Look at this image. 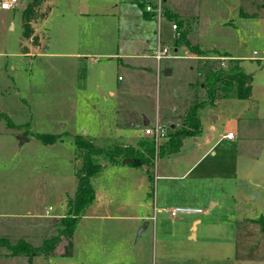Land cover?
<instances>
[{
  "label": "rangeland",
  "instance_id": "obj_1",
  "mask_svg": "<svg viewBox=\"0 0 264 264\" xmlns=\"http://www.w3.org/2000/svg\"><path fill=\"white\" fill-rule=\"evenodd\" d=\"M229 1L222 13L204 10L198 26L196 20L187 19V40L198 44L204 54L230 56L223 67L218 57L213 61L191 57L197 48L189 47L171 31L174 19H152L145 28L140 27L137 19L141 25L143 5L153 7L156 0H41L29 24V38L22 35L21 14L30 0H16L12 10L0 12V201L4 196L9 204L18 202L21 187L31 185L37 191L35 214L44 216V210L50 209L48 235H37L30 246L38 247L42 236L51 239L62 230L65 211L59 218L51 216L58 215L61 204L74 194L83 156L75 148L76 137L97 147L132 143L142 129V116L152 126L155 118L159 121L182 114L180 110L191 100L204 103L201 83L205 72L227 69L233 61L252 77L250 99H222L198 111L202 137L206 134L215 140L231 132L237 140H222L212 150L215 155L202 164L213 168L214 176L220 178L205 191L211 192L217 206L208 214L197 215L206 221L197 240L187 237L190 231L184 220L190 221L187 216L191 215L170 219L162 213L156 215L152 207L155 234L143 233L135 240V247H142L141 258L131 260L149 264H264V12L243 17L231 9L242 6L253 10L252 4L248 0ZM96 5V10L103 9L105 14L92 15L91 8ZM82 10L90 14L82 15ZM176 32H182L180 25ZM158 35L161 44L169 47V57L176 59H162L155 78L154 73L150 77L142 74L139 60L117 59L141 48L142 41L156 42ZM42 44L48 45L44 54ZM174 48L177 51L173 52ZM176 123V127L181 124ZM34 135L58 139L44 145ZM19 138L26 140L20 147ZM187 138L182 154L168 158L179 163L178 170L185 164L178 161L194 145ZM236 152L238 159L234 158ZM198 208L205 211V203ZM36 221L44 223L40 218ZM161 235L163 243H159ZM67 241L68 236H60L48 258H37V264L53 261L51 255L62 253ZM77 254L74 251L62 258L77 261Z\"/></svg>",
  "mask_w": 264,
  "mask_h": 264
},
{
  "label": "crops",
  "instance_id": "obj_2",
  "mask_svg": "<svg viewBox=\"0 0 264 264\" xmlns=\"http://www.w3.org/2000/svg\"><path fill=\"white\" fill-rule=\"evenodd\" d=\"M248 1L252 4L253 10L251 8H244L242 6H237V9H231V7H228V9L238 12L243 17H251V15L255 14L254 12L259 10L264 12V0ZM229 2V0H162V17L167 21L168 16L170 15H175L180 18L182 23L181 31L185 33L184 42H186L189 47L197 48V52H192L194 55H191V57H193L195 60L202 59L205 61H209L210 59L213 61V58L217 60L216 57H218V59H220L219 61H221L220 63H223L224 60H230L231 57H220L218 54L208 55V53L205 54L210 57L205 56V51L199 48L198 44H191L187 40V37L190 34V26L187 22V19H193V21L196 20L195 22L198 26L197 19L199 16L203 15L204 10L207 9L208 11L222 13L223 11H226V3ZM145 4L147 5L148 3ZM144 6L145 5H143V7ZM140 7L142 10V5H140ZM38 8L39 4L36 7L35 12H37ZM91 9H94L92 12H90L92 15L101 16L105 14L103 9L96 10L99 9V5H96ZM87 11L88 10H82L81 14L89 15L90 13H87ZM142 16L143 20L141 21V25L139 23V18L137 19V24L140 27L145 28L147 24L150 23V20L154 18L147 13L146 15H143V11ZM31 26L33 29H35V25ZM171 31L175 33V36L179 34L176 32V30ZM157 39L158 40H156L154 43L149 42L148 40L142 41L144 45H142L141 48L136 50L134 49L132 53L121 54L117 57V59L139 60L141 62L139 65L142 74L144 76L150 77L151 74L154 73L155 78V75L157 76L158 74L161 61L158 63L155 62L151 57V54L156 47L157 41L161 43L159 35ZM184 48L186 49L185 44ZM175 50L176 49L174 48L173 51L175 52ZM166 72H168L167 75L171 73L170 70ZM108 94L109 96L113 97V93L111 91H108ZM194 100L190 101L189 98V104H186V106H183V108L180 110L182 114L164 117L159 121L155 118L154 124L157 122L167 128L176 126L178 124L176 122H181L186 110ZM218 100H215L214 103ZM141 127L142 129H140L137 132L138 134H136L137 139L132 143L128 144L125 141L123 143L116 142L110 146L107 144L108 146L98 148H107L115 145L122 147H134L140 140L150 141L145 138V136H143V129L145 127H150L149 120L146 116H142ZM223 136L215 140L209 138L206 134L204 137L200 135V137L187 138L191 139L194 145L186 151L187 154L180 158L182 161H178L185 162L184 167L179 170L176 168L177 162L171 161L168 158L172 155L180 156L182 154V146L184 145L183 143L185 142L186 138L182 140L181 145L176 152L164 157L155 158L151 167L141 166L139 168H132L126 164L127 161L122 163L119 160H116L115 162H100V171L91 178V186L94 198L79 216L75 229L71 235V254H73L74 251H77V253H79L77 254V259L79 260L73 261L69 258H62L61 253H57L51 255L54 257L53 261L49 262L50 260H46L45 264H149L143 260L138 262L132 261L131 259L135 257L141 258L140 255L142 247H135L137 243L135 240L140 238L143 233L155 234L157 212L155 213L156 215L154 214L153 220H150L152 217L150 214L152 207L155 210H159L161 207L188 205L187 208L191 207L192 209H199L198 207L205 203V211H201L202 213L208 214L212 212L215 206H217V201L213 200L211 192L205 193V191L207 188H211L213 183L220 181V178H216V176H214L215 172H213V168L207 167V165L202 166V164L206 163L207 158L214 154L212 150H214V148L222 140H226L231 143L237 142L233 134L232 140L224 139ZM20 145L21 144H18V147H20ZM92 145L94 144L92 143ZM234 154H236V157L234 158H240L239 152ZM237 163L236 159H234V165H236V169L238 167ZM177 164L179 165V163ZM200 166L202 167L197 171L196 174H194L195 170ZM158 172L160 174H158ZM149 173L152 174V178H150ZM189 176H191V178L187 179ZM150 181L152 184L151 201L149 200ZM176 181H181L182 183H177L176 185ZM220 189L223 190L221 186H219V190ZM203 193H205L204 196H202ZM36 199L37 191L35 188H31V185L30 187H21L18 193L19 201L16 203L11 202V204H9L6 202L4 196L1 198L0 238L8 240L9 243H11L10 241H14L15 243L18 240H23L28 245H30L29 242L33 239L36 240L37 235H41V233H46L48 235V210L50 209L47 208L44 210V216H37L35 214L34 208ZM61 207V212L56 216H51V219L62 216L65 202L61 204ZM197 215L187 216L191 218L190 221L184 220V223H188L187 229L190 231L187 237L193 240L198 239V231H201V229H203L206 225V221L201 220L199 217H197ZM36 218L43 219L44 223L37 222ZM160 219L163 220L164 218ZM135 231L138 233V236H136ZM41 238L48 239L44 236ZM163 242L164 236L161 235L159 238V243ZM42 257L48 258V255H36L30 259H27L24 256H4L3 258H0V264H37V258Z\"/></svg>",
  "mask_w": 264,
  "mask_h": 264
},
{
  "label": "trees",
  "instance_id": "obj_3",
  "mask_svg": "<svg viewBox=\"0 0 264 264\" xmlns=\"http://www.w3.org/2000/svg\"><path fill=\"white\" fill-rule=\"evenodd\" d=\"M41 0H30L21 14L22 35L29 38V22ZM143 15L146 13L143 11ZM174 19L175 25H180L181 21L177 16L170 15L168 19ZM179 37L184 41L185 33L180 32ZM186 44V42H185ZM231 66L227 69L218 68L207 70L201 83L204 92V103H192L182 117L181 124L168 129L165 142L156 149L151 141L140 140L134 147L112 146L98 148L82 137L74 139L75 148L83 152L82 165L75 175V190L73 197L65 204V215L61 220L62 230L51 239H44L38 247H31L23 240H18L14 244L4 238H0V251L6 257L24 256L30 259L36 255H48L59 242L60 236H68V241L63 247L61 257H69L71 254V235L77 224L79 216L83 210L92 202L93 190L91 178L101 169L100 162H120L127 161V165L132 168L141 166L151 167L155 158L164 157L176 152L181 142L186 137H198L202 127L199 121L198 111L206 104H213L218 99H238L248 100L251 97V75L245 73L238 63L230 61ZM11 124V123H8ZM17 128V127H15ZM34 138L44 145L53 144L58 139L53 135H34ZM149 177V176H148Z\"/></svg>",
  "mask_w": 264,
  "mask_h": 264
},
{
  "label": "built area",
  "instance_id": "obj_4",
  "mask_svg": "<svg viewBox=\"0 0 264 264\" xmlns=\"http://www.w3.org/2000/svg\"><path fill=\"white\" fill-rule=\"evenodd\" d=\"M15 5H16V0H0V12L10 11L15 7ZM144 12L147 14H150L154 19L159 21L162 17V0H156V4L153 7L149 5H145ZM170 28L171 30L175 31L176 25L172 23ZM169 53H170L169 47L157 41L156 47L153 50L151 57L157 63L161 61L162 59H176L175 56L170 58ZM220 66L223 67V64L220 63ZM167 132L168 131L165 126L156 122L152 126L145 127L143 129V136L148 137L149 140L154 144V147L156 149L158 146L162 145L159 143L160 140H163V142L165 141ZM223 138L227 140L233 139L231 133H226L223 136ZM153 210L155 213L156 212L162 213L170 219H174L178 215H197V214L199 215L202 213V211L199 209H192V208H187V207H171V208H164V209H159V210L153 209ZM153 216L154 215H152L150 220H153L154 218Z\"/></svg>",
  "mask_w": 264,
  "mask_h": 264
},
{
  "label": "water",
  "instance_id": "obj_5",
  "mask_svg": "<svg viewBox=\"0 0 264 264\" xmlns=\"http://www.w3.org/2000/svg\"><path fill=\"white\" fill-rule=\"evenodd\" d=\"M47 49H48V45L45 44V45L42 47V49H41V53H42V54L46 53ZM166 74H168V72H166ZM23 141H26V140H25L24 138H23V140H22V138H19V144H21ZM125 161H128V160H125ZM136 236H138V233H136Z\"/></svg>",
  "mask_w": 264,
  "mask_h": 264
}]
</instances>
